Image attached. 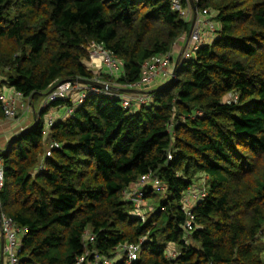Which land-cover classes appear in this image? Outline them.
Segmentation results:
<instances>
[{"label": "trees", "instance_id": "trees-1", "mask_svg": "<svg viewBox=\"0 0 264 264\" xmlns=\"http://www.w3.org/2000/svg\"><path fill=\"white\" fill-rule=\"evenodd\" d=\"M196 7L210 11L216 32L148 89L146 103L126 108L108 90L91 94L48 135L43 109L0 149L2 211L27 229L19 264H76L85 252L126 264L120 246L142 239L132 264H264V0ZM191 24L172 0H0V119L6 87L35 106L56 83L93 80L85 63L96 44L123 63L119 76L100 79L131 93L123 86L141 80L149 59L173 54ZM64 102L53 105H72ZM51 141L61 146L38 171ZM147 174L153 210L143 222L123 191ZM205 176L207 196L186 233L182 198ZM169 244L180 248L174 259Z\"/></svg>", "mask_w": 264, "mask_h": 264}, {"label": "built area", "instance_id": "built-area-1", "mask_svg": "<svg viewBox=\"0 0 264 264\" xmlns=\"http://www.w3.org/2000/svg\"><path fill=\"white\" fill-rule=\"evenodd\" d=\"M172 6L175 10L179 11L182 18L189 20L193 18V10L191 8V3L187 7H183L181 0H172ZM210 11L205 9L203 13H198L195 26L190 34L187 36L186 43L182 53V60H188L192 58L198 51L201 44L205 41V34L202 32L203 27H208L209 33L212 35L216 32V25L210 19ZM204 15L206 18L202 19L201 16ZM210 15V16H209ZM209 16V17H208ZM90 59L87 63L88 67H97L102 72L108 74L119 76L122 72L123 63L114 55L111 51L107 50L102 44H96L89 47ZM172 52L160 56H155L144 63L142 78L136 83L123 86L124 89L131 90H148L152 85H155L160 80L169 79L172 76L173 66L172 64ZM88 68V69H89ZM94 72V71H93ZM100 72V74L102 73ZM98 73V74H97ZM95 73L93 80L104 82L99 77V72ZM110 85L109 82H104ZM104 91L93 85L84 84L79 81H62L53 85L44 95V104L41 110L50 109L55 110L58 113V109L62 108L63 113L56 118L54 115H48L44 123V134L48 135L50 130L55 123L61 119L66 120L67 118L74 115L75 109L80 105L89 95L97 94ZM108 94L111 96H121L122 106L126 108L133 107L134 105H139L146 103L148 97L144 93H128V94H118L117 91L108 90ZM2 109L3 118L6 120L18 119L22 114H26L32 109H35L34 104L23 95L14 90L10 89L9 92H2ZM234 99L237 96H233ZM57 101H70L72 104L68 106L66 104L53 105ZM64 102V103H65ZM31 103L32 105H30ZM21 112V113H20ZM50 113V112H49ZM25 129V128H24ZM23 129V130H24ZM60 143L57 141H51L48 149L38 166V171H46L45 159L51 157L53 151L60 148ZM171 158V156H170ZM207 177L203 179L202 186H195L193 184L184 193L182 198V210L186 216V221L184 223V230L186 233H190L195 228V218L193 215L194 207L201 203L207 196ZM151 181V174L142 176L135 184L124 189L123 195L127 201L133 203L134 211L133 215L140 218L143 222L147 220L148 203L145 197L144 186L149 184ZM6 176H5V165L4 160L0 156V231L3 237L2 245V255H0V264L3 263V259H6V264H19V253L21 250L22 238L27 232L26 228H20L18 224L14 221L12 217L2 211V201L1 193L5 188ZM154 187L159 191L164 190L163 185L159 180H156ZM89 240H94V234L90 231L85 232V238ZM264 237V235H263ZM144 239L138 243H127L120 246L119 251L126 259V264H132L137 259H139L142 249V244ZM175 246V245H174ZM176 247V246H175ZM90 252H85L83 255L77 257L76 264H85L86 257L90 256ZM165 255L168 258L174 259L178 256V251L176 248H171L170 244L167 246ZM89 261V260H87ZM87 264H112V260L108 257L100 258L99 256L95 258L92 262L91 260Z\"/></svg>", "mask_w": 264, "mask_h": 264}, {"label": "rangeland", "instance_id": "rangeland-1", "mask_svg": "<svg viewBox=\"0 0 264 264\" xmlns=\"http://www.w3.org/2000/svg\"><path fill=\"white\" fill-rule=\"evenodd\" d=\"M201 18L202 19H205L206 17L204 16V15H202L201 16ZM202 32H204V33H209V30H208V27H203L202 28ZM212 39V38H211ZM211 39H208L207 41H210ZM88 61H86V65H87V67H88V64L89 63H87ZM98 67V66H97ZM97 67H88L91 71H94L93 73L95 74V73H97V72H99V74H100V72H102V70H99ZM98 74V73H97ZM11 88H8V87H6L5 89H3V91H5V92H9V90H10ZM137 90H133V92H131V93H141V92H136ZM228 98H233V96L231 97V95H228ZM227 100H229V99H227ZM30 105H32L31 103H29ZM43 104H44V97L43 98H39V99H37V101L35 102V109H32V107H31V110L29 111V112H26V114H22L21 116H19V118L18 119H14V120H6V119H0V127L2 128L3 127V125H5V124H7L8 125V127H9V130H3V129H1L0 131H2V132H0V149H5L6 147H7V145H8V140H10V138L14 135V134H17V133H19L20 131H22L24 128H26L27 126H29L30 124H32L33 122H34V120H35V118L38 116V113L41 111V109L43 108ZM58 111H59V114L58 113H56L55 112V110H53V109H50L49 111H44L43 113H42V118L44 119V123H45V120H46V118L48 117V115L50 114V115H54V116H56V118L57 117H59L62 113H63V110H62V108H59L58 109ZM50 112V113H49ZM21 113V112H20ZM35 113H37L36 115H35ZM25 117V118H24ZM43 130H44V128H43ZM196 185L195 186H202V183L204 182L203 181V177H201V178H199L198 177V179L196 180ZM154 185V184H153ZM156 193L158 194V196L155 198V199H153V200H155V201H157V203H159L164 197H165V195L166 194H164L165 193V191L164 190H162V191H159L158 189H156ZM162 194H164V195H162ZM147 203H150L151 204V200L150 199H148L147 200ZM150 210H153V209H149L148 210V212L150 211ZM6 213H8V212H6ZM170 247L171 248H176V250L177 251H180V248L179 247H175L173 244H170ZM119 257V256H118Z\"/></svg>", "mask_w": 264, "mask_h": 264}, {"label": "water", "instance_id": "water-1", "mask_svg": "<svg viewBox=\"0 0 264 264\" xmlns=\"http://www.w3.org/2000/svg\"><path fill=\"white\" fill-rule=\"evenodd\" d=\"M190 3H191V8L193 10V18H192L191 28H190V31H189V36H190L194 26H195V23H196V20H197V15H198L197 7H196V0H190ZM182 53H183V51L177 56L176 61L174 63L173 72H172V76L173 77L175 76L177 67H178L179 63L181 62ZM78 81L81 82V83H84V84H89V85L96 86V87L101 88L103 90H117L118 89L116 87L114 88L113 86L108 85L107 83H104V82H101V81H97V80H78ZM123 90L124 91H128V92H133V90H131V89H123ZM152 91H154V90L136 91V92L149 94ZM36 114L37 113H35V115Z\"/></svg>", "mask_w": 264, "mask_h": 264}, {"label": "crops", "instance_id": "crops-1", "mask_svg": "<svg viewBox=\"0 0 264 264\" xmlns=\"http://www.w3.org/2000/svg\"><path fill=\"white\" fill-rule=\"evenodd\" d=\"M211 37H212V35H210L209 33H206L205 34V42H209V41H207L208 39H211ZM185 43H186V39H184V38H182L181 40H180V43H178L176 46H175V48H174V51H173V55L175 56V57H177L182 51H183V49H184V46H185ZM164 80H160L159 82H157L156 83V85H158V84H161L162 82H163ZM140 91H144V90H140ZM125 93V92H124ZM135 94V93H134ZM44 97V95H42V97L41 98H43ZM58 114H59V112H58ZM25 118V117H24ZM1 129H3V130H9V127H8V125L7 124H5V125H3V127L1 128L0 127V130ZM0 132H2V131H0ZM1 148V147H0ZM148 210L149 209H153V205L152 204H150V203H148ZM3 243V237H2V235H1V231H0V255H2V250H1V248H2V244ZM2 264H6V259L4 258L3 259V263Z\"/></svg>", "mask_w": 264, "mask_h": 264}, {"label": "clouds", "instance_id": "clouds-1", "mask_svg": "<svg viewBox=\"0 0 264 264\" xmlns=\"http://www.w3.org/2000/svg\"><path fill=\"white\" fill-rule=\"evenodd\" d=\"M203 179H204V177H203Z\"/></svg>", "mask_w": 264, "mask_h": 264}]
</instances>
